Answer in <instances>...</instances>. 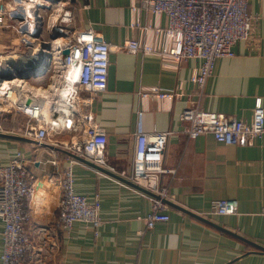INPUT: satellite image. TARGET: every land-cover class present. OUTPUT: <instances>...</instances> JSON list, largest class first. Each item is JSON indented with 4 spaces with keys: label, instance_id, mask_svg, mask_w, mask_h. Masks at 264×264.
<instances>
[{
    "label": "crops",
    "instance_id": "1",
    "mask_svg": "<svg viewBox=\"0 0 264 264\" xmlns=\"http://www.w3.org/2000/svg\"><path fill=\"white\" fill-rule=\"evenodd\" d=\"M72 2L76 28L95 30L111 46L125 38L161 44L151 28L165 26L166 16L141 8L131 13L136 0ZM248 11L257 17L249 38L233 45L232 57L216 60L201 97L189 80L199 59L174 64L156 54L109 53L106 89L89 109L107 136L110 161L122 173L130 170L138 125L144 131L169 133L163 167L171 171L161 175L170 194L168 221L145 228L143 217L151 208L146 191L75 158V191L89 200L99 198L101 224L97 235L83 222H74L68 233L56 232L58 178L72 156L22 136L0 135V166L19 151L33 181V195L26 201L30 219L24 225L33 241L29 264H264V251L253 245L264 248V135L244 146L219 143L210 134L190 139L183 132L185 122L178 119L193 105L243 118H249L255 98L260 97L264 107V0H249ZM134 20L139 27L129 26ZM9 36L0 33V51ZM151 86L178 95L171 101L139 97V91ZM9 115L11 121L22 120ZM11 130L2 127L0 134L18 136ZM214 199H235L237 209L225 215L210 213ZM39 228L47 231L44 246L38 240ZM2 230L0 221V254ZM51 231L54 234L48 235Z\"/></svg>",
    "mask_w": 264,
    "mask_h": 264
},
{
    "label": "built area",
    "instance_id": "2",
    "mask_svg": "<svg viewBox=\"0 0 264 264\" xmlns=\"http://www.w3.org/2000/svg\"><path fill=\"white\" fill-rule=\"evenodd\" d=\"M23 1L0 0V33L10 35L0 51V114H10L13 119L21 117L19 127L10 131L13 135L33 140L38 146L46 144L64 150L72 156L58 178L56 232L68 233L74 222H83L91 225L97 235L101 224L99 198L89 200L75 191L76 157L146 191L151 208L143 217L145 228L168 221L166 201L170 194L161 182V175L171 171L163 167L169 133L144 131L138 125L133 132L130 170L122 173L110 161L105 150L107 136L95 123L89 107L106 89L111 51L156 54L174 64L183 59H199L200 64L189 80L197 89L196 95L201 97L216 60L232 57L233 45L247 40L252 32L257 17L249 14V0H136L130 7L131 13L141 8L166 16L165 26L151 28L161 43L156 46L136 38H125L111 46L91 28L69 30L72 17L70 10L63 9L64 4L50 23L40 10L46 7L42 3L46 1L37 5L31 2L32 13L21 5ZM129 26L139 27V23L134 20ZM10 52L29 53L32 61L26 67L11 66L2 58ZM38 77L46 80L37 85L28 81ZM138 93L139 97L170 101L178 95L159 86ZM178 119L185 122L183 132L190 139L210 134L219 143L244 146L264 135V107L260 97L255 98L249 118L205 111L193 105L184 108ZM60 135H67L68 139H60ZM33 190L31 174L17 151L0 166L1 264H29L27 252L33 248V241L24 225L30 219L26 201ZM236 209L235 199H214L209 203V212L213 214H231ZM52 234V231L48 233ZM37 235L40 246H44L47 231L39 228Z\"/></svg>",
    "mask_w": 264,
    "mask_h": 264
},
{
    "label": "rangeland",
    "instance_id": "3",
    "mask_svg": "<svg viewBox=\"0 0 264 264\" xmlns=\"http://www.w3.org/2000/svg\"><path fill=\"white\" fill-rule=\"evenodd\" d=\"M24 1L25 2L22 3L21 5L25 8V10H28L30 13H32V7L27 6V4H30L32 1H34V3H41L42 0H24ZM44 1L46 2H42V3H44L46 7H42L40 8V10H41V13L44 15L45 20L46 18H49L48 20L50 23L54 21V15H56L57 10H59L60 5L63 6L64 4L63 9L70 10L71 17H72V20L68 25V29L73 30L76 28V20H75V15H74L75 7L73 5L72 0H44ZM20 9H21V6H20ZM58 23H59V19H58ZM13 42L16 43V41H13ZM44 80H46V77L32 78V79H29L28 81L31 84L37 85V84H41Z\"/></svg>",
    "mask_w": 264,
    "mask_h": 264
},
{
    "label": "bare ground",
    "instance_id": "4",
    "mask_svg": "<svg viewBox=\"0 0 264 264\" xmlns=\"http://www.w3.org/2000/svg\"><path fill=\"white\" fill-rule=\"evenodd\" d=\"M23 2H25V1H23ZM32 2H34V1H32ZM30 4H27V6L28 5L30 6ZM37 4H41V3H36V5ZM26 11L28 13H30L28 10H26ZM31 57L32 56L29 53H18V52H10V53L2 55L3 60L8 62L11 66H18V67H26L28 64H30L32 61Z\"/></svg>",
    "mask_w": 264,
    "mask_h": 264
},
{
    "label": "water",
    "instance_id": "5",
    "mask_svg": "<svg viewBox=\"0 0 264 264\" xmlns=\"http://www.w3.org/2000/svg\"><path fill=\"white\" fill-rule=\"evenodd\" d=\"M63 53H67V50H63ZM27 103H30V99L27 100ZM0 135H1V136H4V137H9V138L23 139V138L20 137V136H11V135H8V134H0ZM76 158H77L78 160H81V161L87 163L88 165H90V166H92V167H94V168H96V169H98V170H101V171H103V172H105V173H107V174H109V175H111V176L116 177L115 175L109 173V172L106 171L105 169H103V168H101V167H99V166H97V165L91 163L90 161L85 160L84 158H81V157H76ZM116 178L119 179V177H116ZM119 180H122V179H119ZM128 184H131V183H128ZM131 185L134 186V187H136V188H138V189H142V188H140V187L137 186V185H134V184H131ZM142 190H143V189H142ZM166 203L168 204L169 202L166 201ZM179 209H181V210H183V211H186L185 209H182L181 207H179ZM186 212H188V211H186ZM188 213H189V212H188ZM253 245L256 246V247H258V248L261 249L262 251H264V248H263V247H260L259 245L254 244V243H253Z\"/></svg>",
    "mask_w": 264,
    "mask_h": 264
},
{
    "label": "trees",
    "instance_id": "6",
    "mask_svg": "<svg viewBox=\"0 0 264 264\" xmlns=\"http://www.w3.org/2000/svg\"><path fill=\"white\" fill-rule=\"evenodd\" d=\"M9 114L7 113H1L0 114V125L3 127V129H12L15 130L19 127L18 121H11L10 118H7ZM10 116V115H9ZM7 118V119H6Z\"/></svg>",
    "mask_w": 264,
    "mask_h": 264
}]
</instances>
